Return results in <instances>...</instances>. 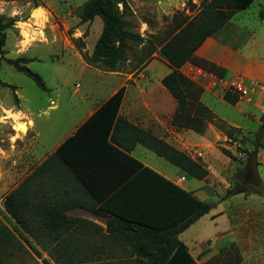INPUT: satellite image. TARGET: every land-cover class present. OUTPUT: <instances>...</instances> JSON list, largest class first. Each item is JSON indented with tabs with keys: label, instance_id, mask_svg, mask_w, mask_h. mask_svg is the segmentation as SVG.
<instances>
[{
	"label": "crops",
	"instance_id": "obj_1",
	"mask_svg": "<svg viewBox=\"0 0 264 264\" xmlns=\"http://www.w3.org/2000/svg\"><path fill=\"white\" fill-rule=\"evenodd\" d=\"M259 6V13L252 18L256 25L260 23L264 27V0ZM231 18L228 42L214 36L207 37L195 54L225 68L224 77L228 83L237 77L242 78L247 96L237 101L234 107L254 123H259L261 119L247 107L256 108L264 115V31L261 29L262 33L258 35L257 27L253 29L233 23ZM79 59L82 62L81 72L88 70L94 78H99L100 69L88 65L81 56ZM160 62L167 66L165 74L170 72L166 62ZM151 63H147L136 78L114 71L101 72L118 77L119 83L104 95L97 89L90 94H80L78 99L84 113L77 123L50 151L41 156L33 152L35 163L26 168L14 187L0 196V264H43L44 258L55 264L47 255L52 244L47 248L37 239L42 237V227L38 224V220L43 218L41 206L48 201L67 204L64 214L74 219L67 230L69 238L66 247L68 260H73L75 264H252L251 257L257 247L252 222L256 220L257 212L253 213L252 208L245 205L240 212L230 208L216 210L217 200L210 202L213 207L209 212L176 233L188 255L182 251L174 253L177 247H168L165 236H169L167 229L180 223L185 198L168 185L158 187L154 175L145 171L141 173V167H148L207 201L204 193L202 196L199 194L202 185H185L187 175L138 142L132 143L126 153L141 167L125 161L106 145L103 136L105 125L101 120L92 121L75 141L62 149V156L46 161L121 88L123 91L116 116L124 117L131 124L182 151L188 147L189 139L200 144L206 142V131L200 135L171 124L177 103L160 82L165 74L157 81L150 78L148 71ZM77 92L76 86L71 95ZM240 102L244 107L239 106ZM50 103L53 107L56 105L54 99H50ZM112 127L107 136L108 142ZM35 134L37 137L36 129ZM195 134H198L199 140H196ZM161 160L174 166L175 170ZM126 181L129 182L123 189ZM17 187L20 188L24 215L30 221L27 230L4 207L5 197ZM93 209L99 212L95 213ZM116 211L136 217L132 220L136 221L133 225L145 227L148 232L125 228L121 219L113 214ZM138 233L144 236L138 238ZM167 250H171L169 256L161 261L162 253ZM79 259L82 261L77 263Z\"/></svg>",
	"mask_w": 264,
	"mask_h": 264
},
{
	"label": "rangeland",
	"instance_id": "obj_2",
	"mask_svg": "<svg viewBox=\"0 0 264 264\" xmlns=\"http://www.w3.org/2000/svg\"><path fill=\"white\" fill-rule=\"evenodd\" d=\"M85 1L5 0V14L1 15L4 16V21H13L4 29L5 39L0 52V81L9 84H0V116H6L4 110H11L13 113H23L20 123L27 125L28 120L33 123L28 127L26 134L13 127L16 121L11 118L0 123V150L3 153L0 154V196L14 187L26 168L35 163V156L32 155L34 151L38 156L50 151L77 123L84 113L83 105L78 99L80 94H90L92 90L97 89L104 95L119 83L120 79L116 76L100 74L110 71L101 64L90 65L101 70L97 79L90 71L80 70L82 62L79 57H82L83 52L92 51L102 29V19L99 16L92 20L81 19V7ZM200 1L124 0L125 5L118 3V8H124V19L129 21L132 31L144 39L164 42L178 30H173L174 18H186L184 22L188 21L198 11ZM262 1H254L246 11L235 12L231 21L253 29L257 27L259 35L262 33L261 29L264 31V27L260 23L256 25L252 17L259 13V3ZM13 7L22 9V14L10 18L7 13L11 12ZM37 8L43 9L44 12L33 20L32 12ZM17 21L31 24V27L23 29L29 34V44L24 51L20 50V41L24 37L21 35L22 29L16 27ZM41 32L43 36L40 35ZM229 32L228 20L214 37L227 43ZM33 36L35 39H32ZM77 38L83 41L82 49L75 45ZM140 47L141 44H135L132 51L128 52V59L113 71L136 78L143 72L142 68L152 62L148 74L153 81H157L167 71V66L160 62L165 61L157 50L152 54V58L137 70L133 65L140 54ZM16 58L31 59L25 65L41 77L48 90L41 89L32 78L7 62V59ZM20 63L23 64L21 61ZM180 71L202 86L200 101L217 118L229 126L238 125L235 127L238 131H234L233 137H228L211 122L207 124L208 130H205L206 142L200 144L189 139L185 152L207 169V175L202 179L203 182L187 177L185 185H202V192L199 194L202 196L204 193L208 202L217 200L216 210L230 208L231 211L240 212L245 205L250 206L253 213L257 212L256 220L253 219L252 222V234L257 247L251 257V263L264 264V134L257 153L260 179L254 181L248 178L243 184L244 192H240L242 186L239 182L247 156L253 148L254 134L260 125H264V115L256 108L247 107L261 119V122L254 123L239 113L234 104L226 102L223 93L229 83L224 76L218 78L191 63H185ZM76 86L78 92L71 95ZM244 98L240 96L239 100ZM50 99L55 100L54 107ZM239 106L244 107L243 102H240ZM35 129L38 132L37 137ZM195 135L196 140H199L198 134ZM13 137L16 139L13 140ZM223 149L230 151L233 157L226 155ZM161 161L175 170L168 162Z\"/></svg>",
	"mask_w": 264,
	"mask_h": 264
},
{
	"label": "trees",
	"instance_id": "obj_3",
	"mask_svg": "<svg viewBox=\"0 0 264 264\" xmlns=\"http://www.w3.org/2000/svg\"><path fill=\"white\" fill-rule=\"evenodd\" d=\"M253 1L254 0H201L198 11L191 19L184 22L186 18H184V20H176L174 18L173 30H178L171 34L164 42H161L153 39H144L137 32L131 30L129 21L125 20L123 16L124 8H118V3L125 5L124 0H86L81 7V19L92 20L95 16H99L102 19V29L92 51L89 53L83 52L82 57L89 65L101 64L108 70L113 71L117 70V68L128 59V52L132 51L135 44H141L140 54L136 57L133 65V67L137 69L145 65L152 58V54L159 50L160 56L171 68L170 72L165 74L160 82L177 103V108L171 117V124L191 129L202 135L205 133L207 124L214 122L228 137H233L234 131H238V129L225 124L200 101L203 91L202 86L184 75L180 71V68L185 63H191L218 78H222L226 71L225 68L198 57L195 54V50L201 45L205 38L215 36L235 12L245 10ZM12 21L13 19L9 22L4 21V16L0 14V52L5 39L4 29L11 24ZM75 45L77 48L82 49V39H75ZM158 45H160L159 49ZM30 60L31 59L16 58L7 59V62L16 70L22 71L32 78L41 89L46 90L47 88L41 77L25 65V63ZM20 61L23 62V64H21ZM0 84L9 85L3 81H0ZM10 86L13 87V85ZM122 91L121 88L112 95L97 112L85 122L74 135L65 140L46 161L48 162V160L56 156H62V149H66L70 143L75 141L80 133H82L92 121L101 120L102 125H105L103 136L106 145L110 147L112 151L121 155L125 161H131L134 165L141 167L135 159L131 158L126 153L130 150L132 143L138 142L154 151L157 155L165 158L188 177L196 179L205 178L207 169L198 160L190 157L185 151L179 150L157 138L149 131L131 124L124 117L116 116ZM223 99L229 104H235L239 100V94L235 92L232 87H228L223 93ZM262 104L264 107V99ZM111 126L113 127L108 142L107 136ZM223 152L233 157L230 151L223 149ZM141 168L142 170H140V172L145 171L154 175L158 187L168 185L177 191V193H180L182 198H185V210L180 219V223L167 229L166 232L169 233V236H165V240L168 243V247H177L174 253L182 251L184 254L188 255L183 244L177 239L176 233L186 228L201 215L209 212L213 207V203L199 199L193 195L192 192L185 191L148 167ZM127 182L129 181L124 183L123 189H125L128 184ZM23 206L20 198V188L18 187L5 197L4 207L6 211L23 229L27 230L29 229L28 226L30 221L24 215ZM66 208L67 204L62 203V201L59 204H53L51 201L45 202L41 206L43 218L38 220V224L42 227V237L39 236L37 239L39 238V243L43 242V245H47V248L52 244V247H49L47 251V255L55 264H75L73 260H68L66 244L69 237L67 236V230L74 222V219H70L64 214ZM93 212L98 213L99 211L93 209ZM113 214L121 219V223L125 228L143 229L148 232V229L145 227L133 225L136 221L132 220L136 217L126 215L120 211H116V213L113 212ZM143 236L144 235L141 233L137 234L138 238H142ZM155 237L164 238L160 236ZM170 251L171 250H167L163 252L160 260L167 259ZM72 257H74V255ZM81 261L82 260L79 259L77 263ZM43 264L50 263L44 258Z\"/></svg>",
	"mask_w": 264,
	"mask_h": 264
},
{
	"label": "clouds",
	"instance_id": "obj_4",
	"mask_svg": "<svg viewBox=\"0 0 264 264\" xmlns=\"http://www.w3.org/2000/svg\"><path fill=\"white\" fill-rule=\"evenodd\" d=\"M5 9H6V4H5V0H0V14H5ZM44 10L41 8H37L34 9L32 12V18L33 20H35L38 15L43 14ZM22 14V9H20L19 7H13L11 12L7 13V15L12 18V17H16L18 15ZM16 27L21 28V35L24 37V39L22 41H20V45H21V51L26 50V47L29 44V34L28 32L23 31V29L25 27H31L30 23H25L23 21H17L16 22ZM41 36H43V33H40ZM32 39H35V36L32 37ZM6 111V116H0V123H3L6 119L11 118L14 121H16V123L13 125V127L18 131V132H24L25 134L27 133L28 127L32 125V121L28 120L27 125L24 123H20L19 121L21 120V118L23 117V113H13L11 110H4ZM13 140L16 139V137L12 138ZM0 154L2 153V150H0Z\"/></svg>",
	"mask_w": 264,
	"mask_h": 264
},
{
	"label": "water",
	"instance_id": "obj_5",
	"mask_svg": "<svg viewBox=\"0 0 264 264\" xmlns=\"http://www.w3.org/2000/svg\"><path fill=\"white\" fill-rule=\"evenodd\" d=\"M264 134V125H260L257 129V131L254 134V144L252 151L248 154L246 159V164L242 170L239 182L241 184L240 192H244L243 184L248 179L251 178L252 180H259V174H258V162H257V153L260 147V142L262 139V136Z\"/></svg>",
	"mask_w": 264,
	"mask_h": 264
},
{
	"label": "built area",
	"instance_id": "obj_6",
	"mask_svg": "<svg viewBox=\"0 0 264 264\" xmlns=\"http://www.w3.org/2000/svg\"><path fill=\"white\" fill-rule=\"evenodd\" d=\"M229 87H232L235 92L239 94V97H246L247 96V90L245 86L243 85L242 78H235L229 83Z\"/></svg>",
	"mask_w": 264,
	"mask_h": 264
},
{
	"label": "bare ground",
	"instance_id": "obj_7",
	"mask_svg": "<svg viewBox=\"0 0 264 264\" xmlns=\"http://www.w3.org/2000/svg\"><path fill=\"white\" fill-rule=\"evenodd\" d=\"M24 123V122H23Z\"/></svg>",
	"mask_w": 264,
	"mask_h": 264
}]
</instances>
